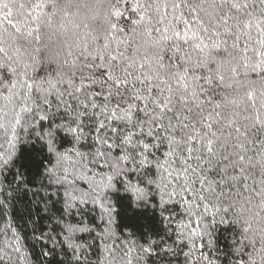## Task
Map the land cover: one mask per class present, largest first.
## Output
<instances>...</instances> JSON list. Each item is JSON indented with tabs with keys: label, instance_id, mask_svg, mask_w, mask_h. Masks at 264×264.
<instances>
[{
	"label": "snow or ice",
	"instance_id": "obj_1",
	"mask_svg": "<svg viewBox=\"0 0 264 264\" xmlns=\"http://www.w3.org/2000/svg\"><path fill=\"white\" fill-rule=\"evenodd\" d=\"M0 264H264V0H0Z\"/></svg>",
	"mask_w": 264,
	"mask_h": 264
},
{
	"label": "trees",
	"instance_id": "obj_2",
	"mask_svg": "<svg viewBox=\"0 0 264 264\" xmlns=\"http://www.w3.org/2000/svg\"><path fill=\"white\" fill-rule=\"evenodd\" d=\"M103 9H100V12L102 13Z\"/></svg>",
	"mask_w": 264,
	"mask_h": 264
}]
</instances>
